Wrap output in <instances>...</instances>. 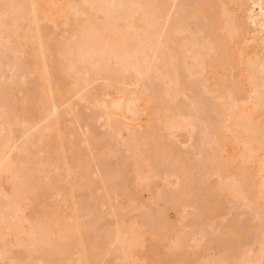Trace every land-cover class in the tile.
<instances>
[{
	"label": "bare ground",
	"instance_id": "1",
	"mask_svg": "<svg viewBox=\"0 0 264 264\" xmlns=\"http://www.w3.org/2000/svg\"><path fill=\"white\" fill-rule=\"evenodd\" d=\"M148 4L152 6L148 8ZM123 18L128 22L119 24ZM90 23H94L93 29ZM117 23L125 27L119 29ZM119 38L126 44H119L120 40L119 46ZM25 57L28 65L21 69ZM76 58L83 69L78 67L77 72L83 71L79 77ZM36 71L32 82L37 81V87L33 84L31 93L36 87L37 95L27 99L25 92L27 98L16 101L15 90L18 97L23 82L28 83ZM24 77L28 79L21 82ZM191 79L193 84L201 80L202 87L198 84L195 90L204 95L203 106L193 97L195 84L184 85ZM23 107L32 111L26 114ZM18 109L25 112L20 111L27 115L26 120L20 112L18 116ZM90 118L102 132L88 129ZM86 120L89 127H84ZM179 131L202 154L201 172L210 180L218 175L214 184L206 180L209 192L216 196L212 201H219L216 205L209 200L207 212L217 214L221 199L233 197L238 206L248 208L256 221L254 240L260 243L259 253L249 254L250 246L235 249L232 242L227 247L222 242L221 251L226 252L219 255L224 259L216 257L215 261L211 258V249H217L213 234L193 231L195 225L191 231L180 225L185 233L176 228L179 234L162 215L164 207L186 210L193 197H189L190 184L182 182L190 172L181 180V172L171 164L178 157L167 161L168 145L161 143L165 136L170 140ZM111 138L128 162L111 161L121 154L104 147ZM139 143L147 151L142 158L152 165L147 170L155 173L141 172ZM80 144L92 155L90 161H75L81 156L78 146L68 156ZM33 152L53 160L47 163L36 155V164ZM135 156L139 157L134 158L137 164L129 163ZM114 178L118 181L106 183ZM154 181L170 183L162 189L169 190L171 185V194L167 193L165 202V189L162 194L146 195L150 208L144 213L139 195L131 200L127 192L119 195L117 191V186L126 188L128 182L134 188L142 184L149 188ZM84 185L90 198L81 202L85 197L77 199L75 191ZM101 189L103 193L95 196ZM54 196L53 205L50 197L55 200ZM237 204L235 210L241 208ZM104 210L109 217L103 215ZM134 211H139V219L131 217ZM184 215L181 218L188 220V213V217ZM194 216L189 217L191 222ZM105 217L109 221L101 223ZM168 225L171 231H166ZM242 230L234 231L241 235ZM237 234L236 243L246 242ZM161 239L169 243L162 246H168L161 249L164 256H173L178 263L181 258L176 254L184 255L194 246L201 250H192L196 254L190 264H264V0H0V264H165V257L159 256L161 250L154 247L159 240L163 243ZM29 254L36 255V260L30 261Z\"/></svg>",
	"mask_w": 264,
	"mask_h": 264
},
{
	"label": "rangeland",
	"instance_id": "2",
	"mask_svg": "<svg viewBox=\"0 0 264 264\" xmlns=\"http://www.w3.org/2000/svg\"><path fill=\"white\" fill-rule=\"evenodd\" d=\"M149 4H150V3H149ZM149 4H148V5H149ZM151 6H152V5H151ZM151 6L149 5L148 8H150ZM152 9H153V8H152ZM124 19H125V18H123L122 20H124ZM127 19H128V18H127ZM127 19H125V20H127ZM125 20L122 21V22H119V21H118V23L120 24V23H123V22H125V23L128 22V20H127V21H125ZM90 21H91V20H90ZM90 21H87V22L89 23ZM120 21H121V20H120ZM87 22H86V23H87ZM92 22H93V21H92ZM94 23H95V22H94ZM94 23H93V24H92V23L89 24L90 27H91V24L93 25V27L90 28V29H93V28H94V26H95ZM118 23H117V24H118ZM125 23H124V24H125ZM95 24H96V23H95ZM119 24L117 25V28L122 29V28L125 27V26H124V27H121V25L119 26ZM124 24H122V25H124ZM84 25H85V23H84ZM125 25H126V24H125ZM89 26H87V27L85 26L84 29L88 28ZM96 28H97V26H96ZM117 28H116V29H117ZM116 29H114L113 31H116ZM119 29H118V30H119ZM88 31H89V29H88ZM90 31H91V30H90ZM96 31H97V30H96ZM96 31H95V32H96ZM99 31H100V30H99ZM92 32L94 33V31H92ZM97 32H98V31H97ZM97 32H96V33H97ZM90 33H91V32H90ZM93 33H92V36L94 35ZM96 33H95V34H96ZM112 33H113V32H112ZM107 34H109V33H107ZM107 34H106V32H105L104 35H107ZM90 35H91V34H90ZM112 35H113V34H112ZM92 36H91V37H92ZM121 38H123V37H121ZM121 38L118 39L117 44H118V42L121 40ZM125 38H126V37H124L123 39H125ZM123 39L121 40V42H120L119 44L123 43L122 45H124V44L127 43V42H126L127 40H126V39L124 40V41L126 42V43H125V42L123 41ZM122 41H123V42H122ZM115 44H116V43H115ZM119 44H118V45H119ZM119 46H121V45H119ZM119 46H117V47H119ZM117 47H116V48H117ZM116 48H115V49H116ZM119 48H120V47H119ZM119 48H118V51H119L120 49H122V51L120 50L121 52L125 51L124 47H123V48H120V49H119ZM123 49H124V50H123ZM75 54H76V53H75ZM75 54H74L73 58L77 55V54H76V55H75ZM77 56H78V55H77ZM26 59H27V60H26ZM28 59H29L28 57H25L24 60L22 59V61H20V63H23V64L20 65V66H21V67H20L21 69H22V66H23L24 69L27 67V65H28V64H27V63H28ZM74 59H75V58H74ZM77 59H78V58H76V60H77ZM76 60H75V61H76ZM79 60H80V59H79ZM79 60H77V63H78V66H77V69H76V76H77V77H79L81 74L83 75V71H82L83 69H82L81 65L79 64L81 60H80V61H79ZM24 61H25V63H24ZM26 61H27V63H26ZM84 63H85V62H83V64H84ZM101 63H102V62H101ZM24 64H25V66H24ZM81 64H82V62H81ZM85 64H86V63H85ZM102 64H103V63H102ZM103 65H104V64H103ZM79 66L81 67L82 70H79V71L77 72ZM85 67H88V66L85 65L84 68H85ZM24 69H23V70H24ZM86 69H87V68H86ZM80 71H82V73H80ZM37 73H38V71H36V76H35V74L32 75L33 78H32V76H31V77L29 76V77H30V79H29V82H30V83H29V82L27 83V81H28V80H27L28 77L20 78V81H21V82H23V80L25 81V79H26L27 81H26V82H23V84H22V86H21L22 88L19 89V90H20V93H18V97H16V95H17L16 92H19V91H18V90H15L16 92H14V95H15V94H16V95H15L14 98L17 99V100L15 99L16 101L19 102V101H20L21 99H23L24 97L27 98V95H29V97H28L27 99H30V98H32V97H35V95H33V94H34V93L36 94V92H37V88H36V87H37V81H36V84H34V83H35V79L37 78ZM77 73H78V74H77ZM79 74H80V75H79ZM82 75H81V76H82ZM34 76H35V78H34ZM21 79H22V80H21ZM32 80H34V81H33L34 83L32 82ZM182 80H183V79H182ZM184 81H185V80H184ZM191 81H192V79L189 80V81L186 80V83L184 84L185 87L190 88V87L194 86L195 83L193 84V81H192V82H191ZM180 82H183V81H180ZM200 82H201V80L198 82V84H200V86L202 87V85H201ZM31 83H32V85H31ZM191 83H192V84H191ZM33 84L36 86V87H35L36 91L33 92V94H32L31 91H32V90L34 91ZM62 84H63V83H61V85H62ZM97 84H98V83H97ZM97 84H95V85H97ZM179 84H180V87H184L183 83H179ZM196 84H197V83H196ZM196 84H195L194 88L192 87V89H193L194 92H195V93H194V92H193V93L196 94L197 96L194 95L193 97H194V99H195L196 101H197V100L202 101V102L199 101L200 104L202 105V104H204L203 102L205 101V100L203 101V99H204L203 96H204V95H202V94L199 92V89H198V90H197V89L195 90V88L198 86V84H197V85H196ZM23 85H25V86H23ZM95 85H94V86H95ZM181 85H182V86H181ZM28 87H30V88H28ZM32 87H33V88H32ZM197 88H198V87H197ZM64 89H65V88L63 87V89H62V95H64V94H63V93H64V91H63ZM21 90H22V92H21ZM197 91H198V93H200V95H199L198 93H196ZM25 92L27 93L26 96H25ZM193 93H192L191 95H193ZM21 94L23 95V97H22ZM30 95H33V96L30 97ZM36 95H37V94H36ZM198 96H199V97H198ZM11 97H12V96H11ZM14 98H13V99H14ZM208 98L210 99L211 96L208 97ZM18 99H19V100H18ZM211 100H212V99H211ZM197 102H198V101H197ZM199 102H198V103H199ZM31 105H32V104H31ZM202 106H203V105H202ZM202 106H201V107H202ZM19 107H20V106H19ZM29 107H30V106H29ZM32 107H36V106H33V105H32ZM32 107H30V108H32ZM26 108H27V107H26ZM30 108L26 110V109H24V107H23V108H21V109H22L23 111L26 110V114H27V113H28V112H27L28 110L32 111ZM21 109H18L19 111L17 112V114H18V116H19V114L21 113L20 116H23V117H24V115H25L26 117H25V118L22 117V118H23V120H26V119H27V115H26V114L22 115V114L25 113V112H23ZM33 109H35V108H33ZM200 109H201L200 111L203 110V108H200ZM20 111H22L23 113L20 112ZM19 112H20V113H19ZM203 113H206V112H203ZM211 113H212V112H211ZM211 113H210V115H211ZM28 114H29V113H28ZM29 117H30V116H29ZM29 117H28V119H29ZM22 118H21V119H22ZM176 118H179V117L176 116ZM176 118H174V119H176ZM212 118H213V117H212ZM94 120H95V119H94ZM94 120L92 121L91 118L88 119L89 124L92 123V125L90 124V127H89L88 122H87V120H86L87 124H85L84 127H87V125H88V127H89L88 129H89V130H90L91 127H92L91 131H95V130L97 129V130H96L95 132H93V133H100V132H102L101 129L98 128L96 120H95V122H94ZM176 120H178V119H176ZM86 122H85V123H86ZM93 126H94V127H93ZM21 128H22V127H19V129H18V128H17V129L20 130ZM93 128H94V129H93ZM17 129H16L17 134H19ZM99 130H100V131H99ZM20 131H21V130H20ZM22 131H23V130H22ZM22 131H21V132H22ZM98 131H99V132H98ZM21 132H20V133H21ZM162 133H163V131H162ZM177 133H178V132H177ZM184 135H185V136H184ZM196 135H197V134H196ZM196 135H194L195 138L198 136V135H197V136H196ZM167 137H168V136H165V137L163 138V139H165L166 141L163 140V139H162V141H161V143H162L163 145L165 144L164 147H165L166 145H168V147H167V148H168V151H167L168 153L165 152L166 148H164V149H165L164 152L166 153V159H168L167 161L170 162V161H172L174 158H177V157L179 158V156H180V158H179V160L181 159L180 161H179L178 158H177V160L174 159V160H176V162L173 160V161L171 162V164L177 166V168H178L179 171L181 172L180 177H179L181 180L183 179V176H184L185 174H186L185 176H188V175L191 174L190 176L186 177L187 179H189V181H188L187 179H183L182 182H183V181H187L188 183H187V182H184V183L190 184V185H189L190 188H188V192H189V190L191 189L190 192H189V197H192V196H193V197H195V198H194V199H193V197L190 198L191 200H190V203H189V207H188V208L186 207V210H185V209H184V210L182 209V211H180V210H181L180 208H177V209H176V208H172V209H174V210H171V207H170L169 209H167L168 207L165 208V207L163 206V207L165 208V209L163 208V210H165V211H164V214H162V215H166L165 217H168V219L170 220L169 223L172 222V224L175 226V229H174L175 231H176V228H177V231L179 230V231H181L182 233H185V228H186V230L188 229L187 231H189V227H190V228H191L190 231H191L192 228H193L194 225H195L196 227H194L195 229L193 228V231L196 230V231L198 232V230H199V232L202 231L201 233H204V234H206V235H208V236H209V233H210L211 235L213 234V235H212V238H213V237H215V238H213L212 240H213L214 244L216 243V246H217V249H215L216 247L213 248V249H211V258L214 257V260L216 259V257H217L216 260H218V258H221V260L224 259L223 256L221 257L222 252H226V251H221V250H223V248L221 249L223 243H224V244H223L224 246H226V244H227V246H228V245L231 244V242H232V244H234V246L237 245V247H236V246L234 247L235 249H237V248L240 247V246H241V248L243 247L242 249H246L247 247L250 246L249 248H251V249H253V250H251V251L249 250V254L252 253V252H253L252 255H253L254 253H257V252L259 253V252L261 251L260 243L254 240V238H255V233H254L255 227H254V225H255V222H256V221L252 219V218H253V217L251 216L252 214H251L250 212H248L249 209L247 208L248 210H247V209L245 210L244 207L238 206V204H237L238 201L235 200V201H236V202H235V201H234V197H233V198L231 199L232 202H231V200L228 201V200H225V199H221L222 202H221L219 205L222 206L223 210L226 209L225 212H224L223 210H221L222 208L220 209V212H218V213L215 214V215L212 214V213H213V210H212V212H211L210 210H209V212H207L208 209L205 207L206 204H207V202H211L212 200L215 199L216 196L213 195V192H214V191H213L212 193L209 192L210 186H208V185L206 184V182L210 180L209 175H207L206 172H205V173H204V172H203V173L201 172V171H202V167H203V165H201V164L203 163V158H202L203 156H201L202 154H200V153L198 152L199 150H198L197 148H195L194 146H191V143L189 144V141H188V139H187V137H188L187 134L182 133V131H181V132L179 131V133L176 134V136H172V137H171L172 139L170 138V140H169V137H168V138H167ZM184 137L187 139V141H186V139H185ZM181 138L184 139V140H182ZM178 139H179V140H178ZM113 140H114V141H113ZM180 140H181V141H180ZM110 141H111V142H110ZM115 141H116V140H115V139H112V138H111L110 140L107 139V141H105L106 144L104 145V147L107 145L105 148H107L108 150L111 151V148H112V151H113V152H115V150H116V152H117V151L120 152V150L117 149L118 147H120V145H118V144H117V141H116V142H115ZM168 141H170V142H168ZM171 141L173 142L172 144H171ZM178 141H179V142H178ZM97 142H98V141H97ZM99 143H100V142H98L97 146L99 145ZM102 143H103V142H102ZM107 143H109L110 145L107 144ZM177 143H180V144H177ZM185 143H186V144H185ZM187 143H188L189 145H188ZM133 144H134V147L137 146V143H136V142L133 143ZM139 144H140V143H139ZM183 144H184V145H183ZM100 145H101V143H100ZM100 145H99V146H100ZM140 145H141V144H140ZM140 145H139V146H140ZM142 145H143V144H142ZM142 145H141L140 148H139V149L141 150V152H140V150L138 149V153H139V152L141 153V154L139 153V154L141 155L140 158H142L143 156H144V158H145V156H146L145 153H147V151H146V150L144 151V149H143L144 145H143V146H142ZM172 145H175V146H172ZM179 145H181L182 147H180ZM187 145H188V146H187ZM77 146H78V147H77ZM82 146H83V147H82ZM171 146H172V147H171ZM190 146H191V147H190ZM75 147H77V149L80 148V152H81V153H82L83 150H85V151L87 152V153H86L85 151H83V152H85L84 157H83V156H82L83 153L80 154V152H78L79 149L76 150V151H77V154L81 155L80 157L78 156V157L75 159V161L77 160V161H76L77 163H78V162H79V163H80V162H84V161H85V162L90 161V159L92 158V155H90V153L86 150V147H85L84 144H82V145L80 144V146H79V145H76V146L72 147L71 150H70V148H69L70 151L68 152V154H69L70 152H71V153H70L68 156H71V154H73V153H72V150H74ZM101 147H103V146H101ZM193 147H194L195 150H196V151L194 150L195 152H193V151L191 150V148H193ZM73 148H74V149H73ZM141 148H142V149H141ZM170 148H171V149H170ZM181 148H182V150H181ZM82 149H83V150H82ZM178 149H179V150H178ZM184 149H185V150H184ZM81 150H82V151H81ZM176 150H177V152H176ZM190 150H191V151H190ZM142 151H143V152H142ZM172 151H173V152H172ZM185 151H186V152L188 151L187 153H188L189 156L186 155L187 153H186ZM119 152H118V153H119ZM170 152H172V153L169 154ZM181 152H182V153H181ZM184 152H185L186 154H185ZM192 152H193V153H192ZM196 152H198L199 155H198V153L195 154ZM33 153H34V152H33ZM33 153L31 154L32 157H33ZM120 153H121V154H120ZM120 153H119L120 155H118V156H113V157H112L113 159L111 158V159H112L111 161H113L114 159H116V160H114V161H117V159H118V160H119V159H120V160L123 159V160H126V161L128 160V159H126V157H125V153H123V154H124V155H123L124 158H122V157H123V156H122V152H120ZM138 153H137V155L139 156ZM173 153H174V156H173ZM179 153H180V154H179ZM34 154H35V156L33 157V162L35 161L36 164H37V161L39 162L40 159H41V160H44V159H45V162H46V160H48L47 163H48V162L50 163V162L53 160V158H49V157H48V158H47V157H44V159H42V158H43V157H42V154H39L40 156H39L37 153H34ZM86 154H88L87 157H86ZM168 154H169V156H168V158H167V155H168ZM182 154H184V156H183ZM193 154H194L195 156H198L199 159L201 158V161H202V162H201L200 160H197V161H196V160H195L196 157H195ZM36 155L39 157V160H38V158H37ZM178 155H179V156H178ZM181 155H182V156H181ZM185 155L188 156V157H186ZM40 157H41V158H40ZM81 157L84 158L85 160L82 159ZM114 157H115V158H114ZM173 157H174V158H173ZM183 157H184V158H183ZM185 157H186L187 159H185ZM198 157H197V158H198ZM34 158H36L37 161H36V159L34 160ZM134 158H135V160L137 161V159H138L139 157H137V158H136V156H135V157H132V158L130 159L131 161H129V163L131 162V164H135L136 162H135ZM169 158H170V159H169ZM182 158H183V159H182ZM194 158H195V159H194ZM78 159H79V161H78ZM80 159H82V160H80ZM142 159H143V158H142ZM142 159H141V160L139 159V162L137 161L138 166H139V163H140V165L143 164V165L145 166L147 160L143 159V160L146 161V162H144ZM184 159H185V160H184ZM188 159H189V160H188ZM193 159L195 160V162H194ZM192 160H193V161H192ZM140 161H141V162H140ZM177 161H178V162H177ZM198 161H200V162H198ZM40 162H41V161H40ZM127 162H128V161H127ZM149 162H150V161L148 160V162H147V164H146V167H144V166L142 165V167H141L142 170L140 169L141 172L144 170L143 172H146V173L148 172L149 174H152V173L155 171V170H154V171H153V170H152V171L150 170L151 172L149 171V169H150V168L148 167V166H150V165H149ZM182 162L184 163V165H183ZM193 162H194V163H193ZM197 162L200 163V164H198ZM137 163H136V164H137ZM177 163H178V164H177ZM181 163H182V164H181ZM151 164H152V161H151ZM193 164H194V165H193ZM182 165H183L184 168L182 167ZM151 166H152V165H151ZM151 166H150V167H151ZM188 166H189V167H188ZM147 167L149 168L148 170H147ZM156 167H157V166H156ZM156 167H155V168H156ZM178 169H177V170H178ZM184 170H185V172H183ZM143 172H142V173H143ZM189 172H190V173H189ZM197 172H198V173H197ZM200 172H201V173H200ZM146 173H143V174L146 175ZM148 173H147V174H148ZM154 173H155V172H154ZM182 173H184V174H182ZM187 173H189V174L187 175ZM193 173H194V174H193ZM199 173H200V174H199ZM224 174H225V175H224ZM222 175H223V176H226V173H222ZM199 176H200V177H199ZM207 176H208V179H207ZM210 176H211V175H210ZM213 176H214V175L211 176V180H212V181L210 180V182H209L210 184H212L214 180H215V181H218V179H219V178H218V175H215L214 178H213ZM120 177H121V176H120ZM181 177H182V178H181ZM201 177H202V178H201ZM204 177H206V179H205ZM121 178H123V177H121ZM121 178L118 177V180H120ZM128 178H129V177H128ZM184 178H185V177H184ZM216 178H217V179H216ZM175 179H176V178H173V180H175ZM203 179H204V180H203ZM118 180L116 179V181H115V178H114L113 181H112V180H111V181L107 180L106 183H107V182H109V183L112 182V183H110V184L112 185L114 182H117ZM171 180H172V179H171ZM171 180H170L169 182H171L172 187L176 186L175 184L173 185V181H171ZM200 180H202V181H200ZM206 180H207V181H206ZM128 181H129V180H128ZM199 182H200V183H199ZM201 182H202V183H201ZM109 183H108V184H109ZM130 183H131V182H128V186H129V187L127 186L128 188H127V187L124 188V187H122V186H121V187H120V186H117V191L119 190V191H118V193H120L119 195H123V194H125V193L127 192L128 194H130V195H128V198L130 197L131 200H132V197H133V199H134L137 195H139V197H138V196H137V197L139 198V201H140V203H141V205H142V206H141V213H144L145 211H147V210L150 208V207H148V205H147V201L144 199L146 195L148 196V195L150 194L151 196H153L154 193H155V195H157V194L163 192L164 189H165V191L163 192V197H164V202H165V201H166L165 198L167 199V198L169 197L168 195L171 194L170 192L168 193V191L171 190V185L169 186V188H170L169 190H167V188H163V189H162V187H168V185H169L170 183H169L168 185H167V184H165V185L163 184V185H162V183H160V182L157 183V182L154 181V182H152V184H150L151 186H149V188L145 187L144 184H142L141 186L139 185V186H140V187L138 186L139 188H137V187L134 188L133 185L130 184ZM108 184H107V186H108ZM120 184H122V183H120ZM155 184L158 185V186H156L155 189H154ZM205 184H206V185H205ZM213 184H214V183H213ZM152 185H154V186L152 187ZM159 185H160V186H159ZM161 185H162V186H161ZM166 185H167V186H166ZM85 186H86V188L84 189ZM207 186H208V187H207ZM212 186H213V185H212ZM215 186H216V183H215V185H214L213 187H215ZM158 187H160V188H159V189H161L160 191H158V190H159ZM82 188H83V189H82ZM87 188H88L87 185H84L83 187H79V189H77V190L75 191V192H76V193H75V194H76L75 196L77 197V199L79 198V200H80L83 196L85 197L84 200L81 201V202H84L85 200H88V199L90 198V192H89V190H88ZM145 188H147L146 191H144ZM152 188H153V189H152ZM175 188H176V187H175ZM193 188H194V189H193ZM81 189H82V190H81ZM120 189H121V190H120ZM130 189H131V190H130ZM133 189H134V191H135L136 189H137V190L134 192V191H132ZM143 189H144V190H143ZM192 189H193V190H192ZM80 190H81V191H80ZM138 190H139V191H138ZM150 190H151L152 192H151ZM82 191H83V192H82ZM97 191H100V190H96V191H95V192H96V193L94 194L95 196H97V195L103 193V190H102V189H101L100 193H98ZM142 191H143V192H142ZM149 191H150L151 193H150ZM197 191H198V192H197ZM210 191H212V190L210 189ZM77 192H78V193H77ZM81 192H82V193H81ZM153 192H154V193H153ZM202 192H203L204 194H203ZM79 193H80V194H79ZM138 193H139V194H138ZM167 193H168V195H167ZM205 193L207 194V196L205 195ZM234 193H236V191H234ZM141 194H142V195H141ZM161 194H162V193H161ZM195 194H196V195H195ZM143 195H144V197H142ZM155 195H154V196H155ZM164 195H165V196H164ZM166 195H167V196H166ZM204 195H205V196H204ZM209 195H210V196H209ZM211 195L214 196L213 199H210V198H212ZM80 196H81V197H80ZM95 196H94V197H95ZM196 196H197V197H196ZM198 196H200V197H198ZM20 197H21V196H20ZM54 197H55V196H54ZM86 197H87V199H86ZM140 197H141V200H140ZM161 197H162V195H161L159 198H161ZM163 197H162V199H161L162 201H163ZM202 197H203V200H202ZM18 199H19V198H18ZM50 199H52V200H50ZM50 199H49L50 202L54 205V203L56 202V197H55V200H54L53 197H50ZM82 199H83V198H82ZM82 199H81V200H82ZM142 199H143V200H142ZM199 199L202 200V202H201L200 204H197V203L200 202V201H198ZM217 199H218V198H217ZM195 200H196L197 202H195ZM209 200H211V201H209ZM215 200H216V199H215ZM224 200H225V201H224ZM139 201H138V202H139ZM144 201H146L145 204H146L147 206H145V204L143 203ZM193 201H194V202H193ZM226 201H227V202H226ZM233 201H234V203H233ZM50 202H49V203H50ZM212 202H213V201H212ZM215 202H216V201H214L213 204H214ZM218 202H219V201H218ZM218 202H216L215 204L217 205ZM228 202H230V203H228ZM51 203H50V204H51ZM162 203H163V202H162ZM193 203H195L197 206L199 205V207H197L195 204L193 205ZM225 203H226V204H225ZM82 204H83V203H82ZM134 204H135V203L133 202V205H134ZM224 204H225V205H224ZM236 204H237V207H241V208H239V210H238V209L235 210L236 208H235L234 206H236ZM162 205H164V204H162ZM191 205H192V206H191ZM201 205H202V206H201ZM144 206H145L146 208H145ZM194 206H196V207H194ZM229 206H230V207H229ZM143 207H144V208H143ZM147 207H148V208H147ZM224 207H225V208H224ZM106 208H107L106 210L110 209V208H108V207H106ZM119 208H121V206H120ZM196 208H198V209L196 210V211H198L197 213L195 212V209H196ZM200 208H201V209H200ZM204 208H205V209H204ZM234 208H235V209H234ZM121 209H122V210H121ZM121 209H120V210H121L122 212L126 211V208L123 207V206H122ZM190 209H191L192 211L194 210L192 213H193V215H195V216H194V218H193L192 221H193V222L196 221V224H195V223H194V224H191V223H193V222H191V221L189 220V219H190L189 217L193 216L192 213H191V215L189 216V213H190V211H191ZM199 209H200L202 212H201ZM202 209H203V210H202ZM232 209H233V210H232ZM242 209H243L244 211H246V212H245V213H242V212H244ZM123 210H124V211H123ZM175 210H176V211H175ZM204 210H206V213H205ZM104 211H105V210H104ZM108 211H109V210H108ZM108 211H107V212H108ZM143 211H144V212H143ZM183 211H184L185 213H184ZM203 211H204V212H203ZM226 211H228V212H226ZM229 211H230V212H229ZM105 212H106V211H105ZM105 212H104V214H103L104 216H106V215L108 214L107 212H106V214H105ZM181 212H182V214H180ZM186 212L188 213V216H189V217L187 216V213H186ZM247 212H248L249 214H248ZM135 213L137 214V216H136ZM138 213H139V211H138ZM138 213H137L136 211H134V212H131L130 214H131V217L133 216V217H132L133 219H135V218H138V219H139L140 217H138V216H140V215H139ZM208 213H209V215H208ZM223 213H224V214H223ZM226 213H227V214H226ZM236 213H237V215H236ZM239 213H240V214H239ZM159 214H161V213H159ZM184 214H186V215H184ZM205 214H206V215H205ZM210 214H212V216H211ZM234 214H235V215H234ZM245 214H246V216H247L248 218L245 216ZM182 215L187 216V217H188V220L184 221L183 218H181ZM196 215H197L198 217H197ZM107 216H108V215H107ZM107 216H106V217H107ZM184 216H183V217H184ZM199 216H200V217H199ZM106 217H105V218H106ZM108 217H109V216H108ZM134 217H135V218H134ZM219 217H220V218H219ZM249 217H251V218H249ZM105 218L102 219V222H101V223H103V222L105 223V222L109 221V218H108V219H107V218L105 219ZM196 218H197V219H196ZM211 218H212V219H211ZM218 218H219V219H218ZM237 218H238V219H237ZM245 218H246V219H245ZM195 219H196V220H195ZM213 219H215V220L213 221ZM234 219H235L236 222L234 221V223H232ZM236 219H237V220H236ZM250 219H251V220H250ZM103 220H104V221H103ZM105 220H107V221H105ZM181 220H182V222L184 221L183 224H181V223H182ZM205 220H206V221H205ZM252 220H253L254 222H252V224H250ZM197 221H198V222H197ZM212 221H213V223H212ZM246 221H247V222H246ZM185 222H186V224H185ZM190 222H191V223H190ZM230 222H231V224H230ZM239 222H240V223H239ZM189 223H190V225H189ZM222 223H223V225H222ZM236 223H237V224H236ZM241 223H242V225H241ZM253 223H254V224H253ZM184 224H185V225H184ZM200 224H201V225H200ZM219 224H221V225H219ZM249 224H250V225H249ZM157 225H158V224L156 223V226H157ZM180 225H183L185 228H184L183 226H180ZM186 225H187V226L189 225V226L186 227ZM198 225H199V226H198ZM228 225H230V227H227ZM233 225H235V226L233 227ZM237 225H238V226H237ZM247 225H248V226H247ZM169 226H170V225H168V229H166V231H169V230L171 231V229H173V228H170ZM216 226H217V227H216ZM221 226H222V227H221ZM241 226H243V227H241ZM178 227H179L180 229H184V231L178 229ZM182 227H183V228H182ZM198 227H199V229H198ZM200 227L203 228L205 232H203V229H200ZM232 227H233V228H232ZM236 227H237V228H236ZM240 227H241V228H240ZM245 227H246V228H245ZM219 228H222V229L220 230ZM230 228H231V229H230ZM244 228H245V230H244ZM250 228H251L252 231H251V230H246V229H250ZM252 228H253V229H252ZM232 229H233V230H232ZM242 229H243L244 231H243ZM158 230H161V229H158ZM174 230H173V232H175ZM200 230H201V231H200ZM228 230H229V232H230V230H231V232L234 231V230H236L237 232H239L240 230H242V232H243L244 234H243V233H242L241 235H240L239 233H238V234H239V236L242 237V240H243V241L245 240L246 242H241V245H240L239 241L236 243L237 238L234 237V236H236V235H234V234H235V233L237 234V232L234 231V232H232V233H233V234H232L231 232L229 233ZM177 231H176V232H177ZM206 231H208V232H206ZM225 231H226V232H225ZM161 232H162V231H161ZM161 232L159 231V233H161ZM181 232H177V233L180 234ZM220 232H221V233H220ZM249 232H250V233H249ZM171 233H172V232H171ZM214 233H215V234H214ZM218 233H220L221 235H216V234H218ZM251 233H252V234H251ZM238 234H237V235H238ZM246 234H247V235H246ZM248 234H249V235H248ZM211 235H210V236H211ZM231 235H233V236H231ZM199 236H200V234H198V238H199ZM252 236H253V237H252ZM200 237H201V236H200ZM233 237H234V238H233ZM245 237H247V238H245ZM249 237H251V238H249ZM244 238H245V239H244ZM199 239H201V238H199ZM228 239H229V240H228ZM235 239H236V240H235ZM249 239H253V240H250L249 243H248V240H249ZM161 240L163 241L164 239H161ZM234 240H235V241H234ZM165 241H166V242H165ZM199 241H200V240H199ZM254 241H255V242H254ZM158 242L160 243V240H159ZM164 242H165V243H164ZM167 242H168L167 239H165V240L163 241V243L161 242L162 244L160 243V245L157 246V244H159V243H157L156 246H154V247H157V249H158V247H159V250H161V249H162V250L167 249L168 246H166V247H162L163 244L165 245V244H167ZM219 242L221 243V244H219V245H221L220 248H219V245H218ZM222 242H223V243H222ZM233 242H234V243H233ZM250 242H251V243H250ZM243 243H244V244H243ZM252 243L255 244V245L253 246V248H252V245H253ZM256 243H257V244H256ZM168 244H169V243H168ZM168 244H167V245H168ZM242 244H243V246H242ZM246 245H247V246H246ZM186 246H187V245H186ZM186 246H185V248H186ZM224 246H223V247H224ZM227 246H226V247H227ZM258 247L260 248V251H259V248H258ZM194 248H195V249H194ZM218 248H219V249H218ZM241 248H240V250H241ZM188 249H189L190 252L188 251ZM159 250H158V251H159ZM162 250L160 251V255H159V256H160L161 258L164 259V257H165V256H164L165 253H164ZM192 250H193V251H195V250L198 251V250H201V248H199V247L196 248V247H194V246H191V248H190V247L187 248V252H186L184 255H181L180 252L177 253V254H176L177 258H181V259H180L181 261H179V263L176 262V261L174 260V257H173V256H171V258H168L170 255H166V257L169 259L170 262H169L168 259L165 257V260H164V261H166L165 264H167V261L169 262L168 264H177V263H178V264H181V263H182V264H188L192 259H194L192 256H193L194 254H196V253L193 254V251H192ZM255 250H256V251H255ZM196 251H195V252H196ZM215 251H216V252H215ZM220 251H221V252H220ZM162 252H163V253H162ZM188 252H189V253H188ZM199 252H200V251H199ZM214 252H215V253H214ZM137 253H138V252H137ZM161 253H162V254H161ZM188 254H190V255H188ZM219 254H221V255H219ZM28 256H29L28 259H30V261H32V259H34V258H35V260H36V258H37L36 255H30V254H29ZM30 256H31V258H30ZM35 256H36V257H35ZM182 256H183V257H182ZM32 257H33V258H32ZM191 258H192V259H191ZM25 260H27L26 257H25ZM35 260H34V261H35ZM184 260H185V261H184ZM216 260H215V261H216ZM183 261H184V262H183ZM218 261H219V260H218ZM191 262H192V261H191ZM191 262H190V263H191ZM190 263H189V264H190Z\"/></svg>",
	"mask_w": 264,
	"mask_h": 264
}]
</instances>
